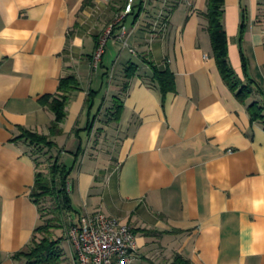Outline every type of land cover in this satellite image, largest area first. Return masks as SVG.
Listing matches in <instances>:
<instances>
[{
  "label": "crops",
  "instance_id": "1",
  "mask_svg": "<svg viewBox=\"0 0 264 264\" xmlns=\"http://www.w3.org/2000/svg\"><path fill=\"white\" fill-rule=\"evenodd\" d=\"M207 7L208 0H0V264H28L16 254L45 222L32 197L40 159L16 139L22 128L49 135L55 115L40 99L68 74L80 90L55 141L61 162L73 163L75 224L102 212L129 225L136 264H264V125L248 110L264 106V0L225 3L230 64L245 85L255 82L246 103L219 71ZM110 27L109 61L106 50L95 68ZM146 60L171 70L174 92L163 95ZM131 63L138 71L127 79ZM115 99L123 106L117 117Z\"/></svg>",
  "mask_w": 264,
  "mask_h": 264
},
{
  "label": "trees",
  "instance_id": "2",
  "mask_svg": "<svg viewBox=\"0 0 264 264\" xmlns=\"http://www.w3.org/2000/svg\"><path fill=\"white\" fill-rule=\"evenodd\" d=\"M226 0H208V7L205 17L208 20V31L211 37L213 54L217 62L219 71L229 85V87L236 92L237 97L243 102H247L253 93L251 85H245L234 72L229 61V38L224 26ZM247 14L243 15V23L241 26V42L246 31ZM243 55V54H242ZM244 67L247 68V60L243 55ZM154 74V79L158 83L163 95L169 92H174L176 89L175 76L168 68L161 70L158 65L151 60H146ZM138 71V66L131 63L126 70L125 76L127 79L135 77ZM80 90V82L74 74H68L60 80L58 92L53 95H45L40 99V105L50 109L55 115V120L50 127L49 135H41L29 130L21 129V136L17 138L25 139L33 148V154L37 160L43 155L44 157L52 152L55 156L50 157V164L47 173L39 171L36 177V184L32 194L35 203L40 207V212L44 218L47 213V208H41V201L50 199L55 202V211L64 216L65 213L74 211L72 205L71 192L69 186L73 184L69 180L72 173V168H68L61 162V150H58V145L55 139L63 135L61 125L67 118V108L75 92ZM258 91L263 93L262 89ZM117 117L120 114V109L123 107L118 99H115ZM249 113L253 122L261 121L264 125V106L259 102H254L249 105ZM83 150L80 148L75 156L78 158ZM53 160V161H52ZM52 161V162H51ZM38 162V166H39ZM52 220H47L36 231L37 235L34 237L28 249L24 252L16 254V257H25L28 264H61L65 259V251L60 240H55L52 235ZM62 228V226H60ZM38 234L42 235L38 238ZM77 258V256H76ZM78 260V258H77ZM176 264H187L182 258L178 257Z\"/></svg>",
  "mask_w": 264,
  "mask_h": 264
},
{
  "label": "built area",
  "instance_id": "3",
  "mask_svg": "<svg viewBox=\"0 0 264 264\" xmlns=\"http://www.w3.org/2000/svg\"><path fill=\"white\" fill-rule=\"evenodd\" d=\"M130 7L126 13H129ZM123 19L120 18L118 22ZM108 28L99 40L93 57L97 68L107 50V43L112 35ZM69 186V192H72ZM70 237L80 264H136L137 238L133 229L119 219L102 212L82 217L80 223L73 224Z\"/></svg>",
  "mask_w": 264,
  "mask_h": 264
},
{
  "label": "rangeland",
  "instance_id": "4",
  "mask_svg": "<svg viewBox=\"0 0 264 264\" xmlns=\"http://www.w3.org/2000/svg\"><path fill=\"white\" fill-rule=\"evenodd\" d=\"M111 41V39H110ZM108 41L107 43V50H108V55L106 56L108 61H109V50L111 43ZM114 73L112 74V77H110V81H113L114 79ZM112 83V82H111ZM103 93L106 94L107 90L106 88L103 90ZM56 153L52 152V154H48L47 156H41L40 157V162L41 166L40 169L47 173V169L50 164V157L55 156ZM53 161V160H52ZM51 161V162H52ZM70 168L73 167V163H71ZM73 171V169H72ZM73 188V187H72ZM47 200H42L41 201V208H47V213L44 214V220L45 222L47 220H52V225L55 226L52 228V235L55 240H60L62 242V247L65 251V259L63 263L61 264H80L79 261L76 258V253H75V248L74 244L72 242V239L70 237V229L74 223H76L78 220L75 216H69L68 213H65L64 216H60L56 211V205L55 202L50 201V199ZM62 226V228H60ZM42 235L38 236L40 238Z\"/></svg>",
  "mask_w": 264,
  "mask_h": 264
}]
</instances>
